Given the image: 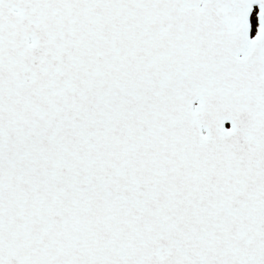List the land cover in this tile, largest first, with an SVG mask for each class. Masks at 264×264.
<instances>
[{
	"label": "snow or ice",
	"instance_id": "6c2138e0",
	"mask_svg": "<svg viewBox=\"0 0 264 264\" xmlns=\"http://www.w3.org/2000/svg\"><path fill=\"white\" fill-rule=\"evenodd\" d=\"M0 264H264V0H0Z\"/></svg>",
	"mask_w": 264,
	"mask_h": 264
}]
</instances>
